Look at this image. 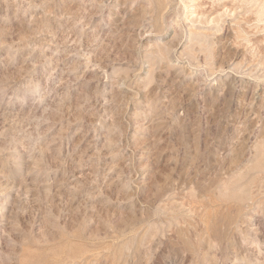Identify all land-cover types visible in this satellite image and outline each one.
Returning <instances> with one entry per match:
<instances>
[{
	"label": "rangeland",
	"instance_id": "374dc122",
	"mask_svg": "<svg viewBox=\"0 0 264 264\" xmlns=\"http://www.w3.org/2000/svg\"><path fill=\"white\" fill-rule=\"evenodd\" d=\"M0 264H264V0H0Z\"/></svg>",
	"mask_w": 264,
	"mask_h": 264
}]
</instances>
